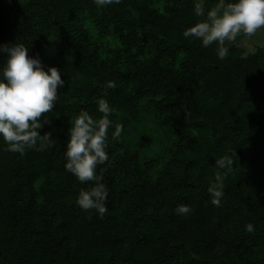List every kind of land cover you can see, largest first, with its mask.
Returning a JSON list of instances; mask_svg holds the SVG:
<instances>
[{"label":"trees","instance_id":"16d2710c","mask_svg":"<svg viewBox=\"0 0 264 264\" xmlns=\"http://www.w3.org/2000/svg\"><path fill=\"white\" fill-rule=\"evenodd\" d=\"M199 19L193 0H0V44L23 43L65 81L41 117L51 146L20 155L0 141V264H264V52L231 42L218 59L182 34ZM102 97L123 131L109 129L97 167L101 217L77 205L91 182L65 170L63 149ZM231 154L216 207L214 160Z\"/></svg>","mask_w":264,"mask_h":264},{"label":"clouds","instance_id":"9594fccd","mask_svg":"<svg viewBox=\"0 0 264 264\" xmlns=\"http://www.w3.org/2000/svg\"><path fill=\"white\" fill-rule=\"evenodd\" d=\"M99 7L119 4L120 0H94ZM208 0H193V12L199 19L183 31L185 38L199 40L202 47L216 44L218 59L229 54V43L243 36L253 40L256 46L264 47V40L256 39L264 31V0H216L206 7ZM0 56L5 57L0 64V141L10 152L25 154L28 149L43 151L52 145L51 132L40 133L43 127L42 114L49 113L56 105L58 89L65 81L56 67L42 64L39 56H29V47L23 43L0 44ZM115 81H108L106 88H115ZM97 111L101 114L94 119L82 109L71 120L64 145V168L81 184L91 182L82 188L76 203L84 211L94 210L101 217L108 211L106 201L109 195L104 176L97 173V167L109 159L107 149L109 129L114 127L112 138L118 139L123 125L114 123L110 117L114 108L104 97L96 101ZM44 123L48 121L43 119ZM233 156H223L214 160L217 172L215 182L211 183L208 193L211 203L219 207L224 196V177L232 170ZM179 215L191 211L187 204L177 205ZM253 232L254 225L245 226Z\"/></svg>","mask_w":264,"mask_h":264},{"label":"rangeland","instance_id":"374dc122","mask_svg":"<svg viewBox=\"0 0 264 264\" xmlns=\"http://www.w3.org/2000/svg\"><path fill=\"white\" fill-rule=\"evenodd\" d=\"M256 39L264 40V31L260 32ZM232 46L242 51L241 56L246 57L253 54L256 50L261 49L264 52V47H258L253 40H248L245 37H237L235 41L232 42Z\"/></svg>","mask_w":264,"mask_h":264}]
</instances>
